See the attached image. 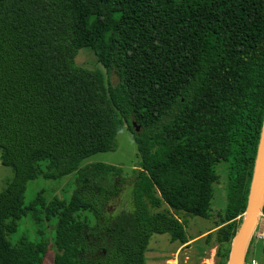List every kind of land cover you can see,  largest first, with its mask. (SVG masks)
I'll return each instance as SVG.
<instances>
[{"label":"trees","instance_id":"trees-1","mask_svg":"<svg viewBox=\"0 0 264 264\" xmlns=\"http://www.w3.org/2000/svg\"><path fill=\"white\" fill-rule=\"evenodd\" d=\"M263 119L264 0H0L1 164L14 173L0 264H43V238L8 239L38 206L54 219V264H147L154 234L183 244L185 217L211 216L222 163L244 214ZM123 128L139 163L133 207L112 215L122 168L81 163L114 151ZM74 173L68 198L26 203L30 181ZM214 224L205 244L227 264L239 225L224 211Z\"/></svg>","mask_w":264,"mask_h":264},{"label":"rangeland","instance_id":"rangeland-1","mask_svg":"<svg viewBox=\"0 0 264 264\" xmlns=\"http://www.w3.org/2000/svg\"><path fill=\"white\" fill-rule=\"evenodd\" d=\"M77 62L88 66V59L85 54L77 57ZM106 74V70L103 69ZM113 84L118 82V78L114 72L110 75ZM117 147L114 151L98 153L88 157L81 163V168L88 165L103 163L117 166L123 170L124 185L119 195L114 198L108 205V211L112 215H116L122 211H128L133 207L132 191L135 173L138 169L139 157L137 144L132 134L123 128L116 139ZM13 169L1 164L0 151V193L4 191L13 178ZM218 174L220 181L215 185V197L212 203L213 214L209 218L201 217H185L188 221L186 232L190 240L183 244L172 242L168 234H154L151 237L148 251L146 253L147 264H202L204 260H209L213 253L217 252V247L212 244L206 246L205 237L214 232L216 229L214 221L218 220V214L222 211L226 212L230 222H237L239 227L242 224L245 213L240 211V200L227 201V174L224 164L218 166ZM76 175L71 174L59 180H46L38 178L30 181L25 193V201L27 204L34 201L38 196L49 202L51 199L58 197L66 199L76 190ZM150 198V206L154 211L166 210L168 207L161 202L157 193H152ZM36 212H29L28 215L18 221V229L15 233L8 236L12 243H19L22 238L28 240H37L43 238L47 251L43 260V264H54L56 246L54 244V219L49 220L45 216L44 210L38 206ZM264 214V213H263ZM184 219V218H183ZM264 226V219L260 217V222L255 234L259 232V228ZM255 234L252 237L251 253L249 259L257 264H264L263 244L261 240H255ZM201 249H204L202 253Z\"/></svg>","mask_w":264,"mask_h":264},{"label":"water","instance_id":"water-1","mask_svg":"<svg viewBox=\"0 0 264 264\" xmlns=\"http://www.w3.org/2000/svg\"><path fill=\"white\" fill-rule=\"evenodd\" d=\"M138 133L140 128L132 124ZM264 209V119L250 186L245 215L236 236L233 239L227 264H245V256L252 237L255 234ZM264 253V242H263Z\"/></svg>","mask_w":264,"mask_h":264},{"label":"built area","instance_id":"built-area-1","mask_svg":"<svg viewBox=\"0 0 264 264\" xmlns=\"http://www.w3.org/2000/svg\"><path fill=\"white\" fill-rule=\"evenodd\" d=\"M261 217L262 219H264V214H262ZM259 229H260L259 232L255 234V239L264 242V227L262 226ZM202 264H217L216 253H213L209 260H204ZM245 264H257V263L254 262L253 260H250V261H246Z\"/></svg>","mask_w":264,"mask_h":264},{"label":"crops","instance_id":"crops-1","mask_svg":"<svg viewBox=\"0 0 264 264\" xmlns=\"http://www.w3.org/2000/svg\"><path fill=\"white\" fill-rule=\"evenodd\" d=\"M264 227V226H263ZM256 240V239H255ZM260 242H262V244H263V241H260Z\"/></svg>","mask_w":264,"mask_h":264}]
</instances>
